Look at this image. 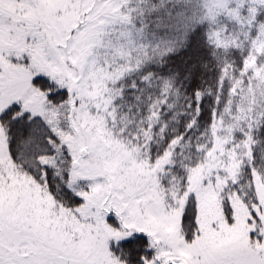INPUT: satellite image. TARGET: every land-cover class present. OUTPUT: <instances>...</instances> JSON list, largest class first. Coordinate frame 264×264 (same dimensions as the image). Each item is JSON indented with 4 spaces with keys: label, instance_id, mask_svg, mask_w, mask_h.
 <instances>
[{
    "label": "snow or ice",
    "instance_id": "6c2138e0",
    "mask_svg": "<svg viewBox=\"0 0 264 264\" xmlns=\"http://www.w3.org/2000/svg\"><path fill=\"white\" fill-rule=\"evenodd\" d=\"M0 264H264V0H0Z\"/></svg>",
    "mask_w": 264,
    "mask_h": 264
}]
</instances>
